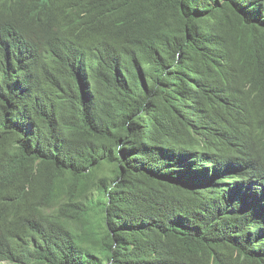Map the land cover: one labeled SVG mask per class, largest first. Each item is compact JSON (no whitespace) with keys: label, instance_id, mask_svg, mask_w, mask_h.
Instances as JSON below:
<instances>
[{"label":"trees","instance_id":"1","mask_svg":"<svg viewBox=\"0 0 264 264\" xmlns=\"http://www.w3.org/2000/svg\"><path fill=\"white\" fill-rule=\"evenodd\" d=\"M0 264H264V0H0Z\"/></svg>","mask_w":264,"mask_h":264},{"label":"clouds","instance_id":"2","mask_svg":"<svg viewBox=\"0 0 264 264\" xmlns=\"http://www.w3.org/2000/svg\"><path fill=\"white\" fill-rule=\"evenodd\" d=\"M48 52H44L43 48L37 43L30 48L10 45L5 54L8 64L9 79L8 88L12 87L17 93L22 92L24 89H18V85L26 86L33 83L39 78V74L36 69L33 68L35 64H43L44 55ZM20 82V84L18 83Z\"/></svg>","mask_w":264,"mask_h":264}]
</instances>
